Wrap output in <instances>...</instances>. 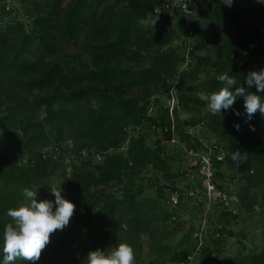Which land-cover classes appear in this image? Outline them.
Instances as JSON below:
<instances>
[{"label": "trees", "instance_id": "16d2710c", "mask_svg": "<svg viewBox=\"0 0 264 264\" xmlns=\"http://www.w3.org/2000/svg\"><path fill=\"white\" fill-rule=\"evenodd\" d=\"M161 1L26 0L27 14L32 19L30 28L19 18L2 22L5 12L0 6V234L11 220L5 214L6 209L22 202L24 187L34 188V183H38L37 200L55 199L54 195L41 191L39 181L43 174H49L55 168L52 157L45 160L38 157V151L49 138L53 137L58 143L67 134L76 141L78 152L91 149L103 154L119 142L115 120L122 125L145 120L147 101L139 103L125 93L119 94L118 90L159 77L163 69L173 75L174 66L180 59L178 51L173 48L157 50L155 61L148 66L117 67L113 61H134L140 54L147 55L148 47L168 41L166 33L141 23L155 14L154 9ZM246 1L233 2L240 6ZM98 6L105 13L103 18ZM253 11L255 16L243 20V16L235 15L223 0L214 4L207 14L227 24L229 37L218 39L213 54L199 56L193 72H181L177 82L186 83L187 77L196 75L200 66H208L215 74L209 86L211 91L222 86L217 80L222 72L236 77L247 87V73L264 66L262 33L252 23L245 22L260 21L258 15L264 13V5ZM117 13H123V17L115 31L109 32L107 25L114 21ZM61 16L65 18L63 29L67 30L63 43L74 49L80 47V51L54 61L52 56L60 44V37L52 31V23ZM160 16L165 17L162 13ZM200 22L198 17L186 26L179 17L177 26L184 36L188 37L190 30L196 36ZM248 30H253L252 37H248ZM82 31L84 40L79 35ZM170 87L168 83L166 89ZM251 91H256L255 85ZM260 94L264 95V92ZM192 103L204 105L205 101L186 95L183 106L188 109ZM233 108L241 115H236L232 109H222V117L218 114L208 116V125L223 142V161L243 177L255 170L264 178V138L260 134L264 128V115L257 110L250 121H245L243 97L234 101ZM175 116L172 121L166 110L160 114L158 123L167 134L175 128L179 137L187 141L189 135L179 128L176 111ZM235 123H239L238 129ZM195 144V148L201 146L198 141ZM236 149L244 153V161L231 158ZM19 153L28 154L27 166L14 163L13 159ZM148 156L143 143L132 139L127 147V157L106 155L104 164H89L92 169L85 174L74 172L69 190L61 193L75 204L69 223L50 234L38 260L18 258L12 264H85L89 250L107 249L121 241L132 246L135 243L132 235L137 236L153 216L156 200L152 197L137 199L135 195L120 199L108 191L124 172ZM152 164L157 166L155 162ZM95 207L100 211L99 217L90 211ZM163 216L167 217L168 213L164 212ZM77 242L80 250L75 256ZM156 245L154 250L158 255L170 251V260L174 262L184 264L189 260V250L181 247V243L171 250L166 244ZM2 255L0 252V258ZM148 264H159V260L150 259ZM247 264H264V253L250 256Z\"/></svg>", "mask_w": 264, "mask_h": 264}, {"label": "rangeland", "instance_id": "374dc122", "mask_svg": "<svg viewBox=\"0 0 264 264\" xmlns=\"http://www.w3.org/2000/svg\"><path fill=\"white\" fill-rule=\"evenodd\" d=\"M25 1L0 0V6L5 12L2 22L19 18L30 28L32 19L27 14L29 7L24 4ZM201 1L202 9L200 13L197 10L195 16L201 19L196 36L186 37L180 32L177 26L179 14L175 9V12L170 11L165 17L155 13L141 23L166 33L168 41L148 47V54H140L134 61H113L117 67L148 66L155 61L157 50L173 48L178 51L180 59L174 66L173 75L163 69L159 77L118 90L119 94L125 93L139 103L147 101L145 120L126 125L115 120L119 142L103 154L91 149L80 154L76 141L67 134L58 143L53 137L49 138L38 151L39 160L52 157L55 164L53 171L43 174L39 180L41 191L54 195L51 184L56 187L60 185L62 192H67L74 172L85 174L91 168L89 164H104L106 155L127 157V147L132 139L143 143L149 156L124 172L108 191L120 199L135 195L137 199L152 197L156 200L153 216L149 217L137 236L132 235L135 239L132 244L135 264H148L154 258H158L159 264H180L170 260V251L158 255L154 250L158 246L156 244H166L170 247L169 250L177 243H181V247H187L190 257L184 264H247L250 256L264 253L263 175L253 170L243 177L230 168L223 161V142L208 125V116L212 113L207 108V97L213 92L209 86L215 77L214 70L208 66H200L196 75L187 77L186 83L177 82L181 72L193 70L199 56L213 54L218 39L221 41L224 37H229L226 32L227 24L212 19L207 14L221 0ZM161 2L164 3L165 0ZM259 5L264 3L261 0H247L240 6L232 2L229 7L235 15L243 16L244 20L245 17L249 19L247 17L255 16L253 10ZM101 8L98 6L103 18L105 13ZM122 17L123 13L114 16V21L107 25L109 32L115 31ZM258 17L260 21L245 22L252 23L262 33L264 42V13H260ZM64 21L65 18L61 16L52 23V31L60 37V44L52 56L54 61L71 55L73 51H80V47L74 49L63 43L67 35V30L63 29ZM83 34L84 31L79 34L81 40H84ZM247 34L252 37L253 30H248ZM198 44L201 46L197 47ZM112 81L117 84V80ZM168 83L171 87L166 89ZM188 94L204 100L205 104L192 103L188 109L185 108L183 101ZM166 110L172 116V121H175V111L177 112L179 128L189 135L187 141L179 137L175 128L167 134L158 123L160 114ZM260 134L264 138V128L260 130ZM197 141L201 146L195 148ZM28 157L26 153H19L13 160L17 166L25 167L28 165ZM37 184L34 183V188ZM90 211L99 217L100 211L96 207ZM164 212L168 213L167 217L163 216ZM77 244L78 242L75 256L80 250Z\"/></svg>", "mask_w": 264, "mask_h": 264}, {"label": "clouds", "instance_id": "9594fccd", "mask_svg": "<svg viewBox=\"0 0 264 264\" xmlns=\"http://www.w3.org/2000/svg\"><path fill=\"white\" fill-rule=\"evenodd\" d=\"M233 0H223V3L231 5ZM264 3V0H261ZM222 86L209 94L207 108L212 114L222 117L221 110L232 109L236 115H241L238 109L233 108L234 101L238 97L244 98L245 121H250L259 110L264 115V66L259 70L253 69L247 73L245 84L241 85L236 77L227 72L217 76ZM255 85L256 91H251ZM234 126L238 129L239 123ZM250 127H253L250 125ZM231 158L234 161L246 159L239 149L232 151ZM36 188L24 187L22 189V202L14 207L6 209V215L11 218L4 225L0 234V264H12L16 259L36 261L41 255V250L50 239V234L57 229H63L73 215L75 204L65 198L62 189L51 184V191L55 199L37 200ZM85 264H135L133 247L124 241L107 249L96 248L86 254Z\"/></svg>", "mask_w": 264, "mask_h": 264}, {"label": "built area", "instance_id": "2783aa9c", "mask_svg": "<svg viewBox=\"0 0 264 264\" xmlns=\"http://www.w3.org/2000/svg\"><path fill=\"white\" fill-rule=\"evenodd\" d=\"M200 1L201 0H165L164 3L160 4V6L155 7L154 11L155 13H158V15L162 13L165 16L169 14L170 11L172 12L176 11V13L179 14V17L184 20L186 26H190L191 23H193V21L195 20V16H196ZM191 35L193 36L192 30L189 31L188 36H191ZM85 152L87 153V151L82 150L80 154L85 153Z\"/></svg>", "mask_w": 264, "mask_h": 264}]
</instances>
